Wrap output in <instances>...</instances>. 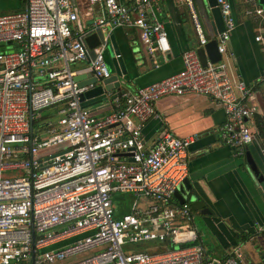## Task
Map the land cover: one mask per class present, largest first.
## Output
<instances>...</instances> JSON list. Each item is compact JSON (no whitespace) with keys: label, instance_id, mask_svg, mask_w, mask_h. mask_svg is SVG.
<instances>
[{"label":"built area","instance_id":"built-area-1","mask_svg":"<svg viewBox=\"0 0 264 264\" xmlns=\"http://www.w3.org/2000/svg\"><path fill=\"white\" fill-rule=\"evenodd\" d=\"M17 1V8L0 9V264H240V254L209 259L196 244L162 254L131 245H178L197 237L189 204L174 197L187 176L184 158L195 138L163 131L145 148L142 129L159 117L156 102L184 94L218 101L225 113L219 138L242 155L256 140L257 110L247 103L251 88L232 78L225 61L202 65L196 50L189 49L181 55L179 71L133 94L124 85L112 111L97 117L81 106L88 86L73 80L71 65L89 58L94 76L109 77L104 52L114 27H136L151 55L169 51L163 22L146 17L160 0H87L103 12L89 28L79 24L73 0ZM174 1L188 12L203 46L208 37L194 0ZM244 2L246 15L257 22L254 41L264 50V7L258 0ZM216 3L223 21L217 48L227 54L236 17L230 0ZM96 31L102 36L90 57L85 37ZM260 79L264 86V72ZM50 107L57 108V126L45 136L34 135L33 118ZM15 169L23 175L3 177ZM117 193L135 199L120 217L114 215Z\"/></svg>","mask_w":264,"mask_h":264},{"label":"crops","instance_id":"crops-1","mask_svg":"<svg viewBox=\"0 0 264 264\" xmlns=\"http://www.w3.org/2000/svg\"><path fill=\"white\" fill-rule=\"evenodd\" d=\"M3 1L7 4L0 6L2 9H13L20 5L17 0ZM120 1L131 4L134 0ZM230 1L237 23L228 40L227 54H221L220 60L228 64L232 78L243 80L251 88L247 103L255 107L257 113L263 114L264 86L260 78L264 72V50L260 43L254 41L257 22L246 15L245 10L249 5L244 0ZM73 2L82 27L89 28L103 14L98 5H90L87 0ZM194 2L209 40L217 29V24L206 0ZM238 12L242 17L240 20L236 15ZM146 17L149 21L156 18L163 22L170 44L169 51L151 55L141 43L138 29L125 26L111 29L108 47L104 52L105 59L109 62L105 61L109 65L111 58H115L114 41L126 64L128 81L125 85L132 94L139 87L179 71L182 53L200 47L188 12L174 0L158 1L146 10ZM92 49H89L90 57ZM73 66L71 70L74 75L89 70V58ZM122 89L123 86L120 93ZM115 105L113 98L88 109L93 115L103 117ZM156 109L159 117L146 122L142 129L145 148H150L163 131H170L178 137L193 135L195 138L187 148L184 159L187 164L186 177L191 184L185 202L189 204L191 223L197 231V237L180 242L174 248L194 241V244L204 249L209 259H225L240 254V264H264V140L255 129L256 140L247 146L244 154L237 155L218 135V129L225 120L223 107L218 101L204 95L165 96L156 102ZM252 124L254 125L253 121ZM33 126L32 122V133L41 137L55 128L57 122L38 125L36 133ZM246 153L257 166L260 179L251 171ZM116 195L118 193L113 195L114 215L120 217L130 212L131 207L122 200L124 194L120 197ZM175 200L179 202L176 198ZM137 248L154 254L171 250L156 241L139 244Z\"/></svg>","mask_w":264,"mask_h":264},{"label":"water","instance_id":"water-1","mask_svg":"<svg viewBox=\"0 0 264 264\" xmlns=\"http://www.w3.org/2000/svg\"><path fill=\"white\" fill-rule=\"evenodd\" d=\"M206 2L210 8L211 14L214 17V21L217 24V29L213 32L211 39H209L203 46H200L196 49L197 55L202 65H206L207 61L217 62L221 59V54L218 52L215 35L223 30V21L216 0H206ZM258 2L260 5H262V7H264V0H258ZM100 36L101 32L96 31L85 37V42L88 49H92L99 44ZM112 43L115 53H119L117 45L114 43V41H112ZM2 45L3 44L0 43V46ZM109 65L111 74L107 78L96 77L90 70L73 75V80L79 86H88V88L80 95V104L82 107L88 108L101 101L112 100L116 96L120 95V88L127 83L126 81H128L126 64L122 57L119 56L117 58H111ZM135 92L133 91V93ZM246 158L250 165L251 171L256 177L260 179L261 177L258 168L248 153H246ZM190 190V181L187 177H185L177 186L174 197L180 203H182L185 201V198Z\"/></svg>","mask_w":264,"mask_h":264},{"label":"rangeland","instance_id":"rangeland-1","mask_svg":"<svg viewBox=\"0 0 264 264\" xmlns=\"http://www.w3.org/2000/svg\"><path fill=\"white\" fill-rule=\"evenodd\" d=\"M11 2H15L16 0H8ZM6 2H4L3 0H0V6H6ZM3 7H0V9H2ZM0 50H2V48L0 47ZM107 60V58L105 59ZM108 61V60H107ZM109 62V61H108ZM110 64V63H109ZM108 65V64H107ZM110 65H108L109 67ZM72 67H74L73 65H71V69ZM58 113H57V108L54 107H50L48 109L42 110L40 112L37 113V116L35 117V122H34V126L33 129L35 131V133L37 132V127L38 125H43L46 124L47 122H52V123H56L58 120ZM66 148V144L60 146L59 148L57 147H53L50 149H46L43 150L39 153L38 156H46V155H51L53 153H55L56 151L60 150V149H64ZM3 177H20L23 175V171L21 169H15V170H10V171H4L2 173ZM117 197H120L121 194L116 195ZM121 198H123L122 200L124 201V203L128 206L131 207V205L134 202V197L131 194H124ZM143 200H139V203H142ZM125 250H128L126 247H124Z\"/></svg>","mask_w":264,"mask_h":264},{"label":"trees","instance_id":"trees-1","mask_svg":"<svg viewBox=\"0 0 264 264\" xmlns=\"http://www.w3.org/2000/svg\"><path fill=\"white\" fill-rule=\"evenodd\" d=\"M238 11V10H237ZM244 14V13H243ZM236 15H237V18H238V20H240L242 17H241V14L238 12V13H236ZM251 20L253 19L251 16H248ZM255 23H256V21H255ZM33 125H34V122H35V118H33ZM253 123H254V126H255V129H256V131H257V134H258V136L261 138V139H263L264 140V109H263V114H259V113H255L254 115H253ZM152 242V241H151ZM156 242H158V241H156ZM147 243V242H146ZM158 243H160V242H158ZM139 244H141V243H139ZM139 244H134V245H131V248H132V246H136L135 248H132L133 250H141V248H137V246L139 245ZM160 244H162V245H165V246H168L170 249H173L176 245L175 244H171V243H169V241H165V242H162V243H160ZM194 244V241L193 242H189V243H187V244H185V245H182V247L183 246H190V245H193Z\"/></svg>","mask_w":264,"mask_h":264}]
</instances>
